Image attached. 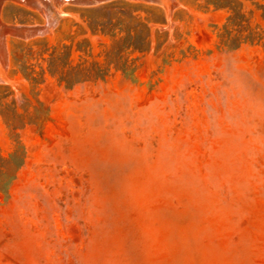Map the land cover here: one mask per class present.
<instances>
[{
	"label": "rangeland",
	"instance_id": "obj_1",
	"mask_svg": "<svg viewBox=\"0 0 264 264\" xmlns=\"http://www.w3.org/2000/svg\"><path fill=\"white\" fill-rule=\"evenodd\" d=\"M110 1L0 0V111L23 114H0V165L26 149L0 190V264H264V42L218 48L231 9L125 0L164 12L152 48L130 55L136 82L113 69L68 89L14 66L40 70L73 38L105 62L113 39L83 15L109 20L84 9ZM238 1L264 30V0ZM38 100L42 133L26 124Z\"/></svg>",
	"mask_w": 264,
	"mask_h": 264
},
{
	"label": "trees",
	"instance_id": "obj_2",
	"mask_svg": "<svg viewBox=\"0 0 264 264\" xmlns=\"http://www.w3.org/2000/svg\"><path fill=\"white\" fill-rule=\"evenodd\" d=\"M208 5L215 7H227L231 9V14L223 24L222 32L218 35L220 42L218 48L235 51L246 44L260 45L264 42V30L260 26L253 27L250 19L243 12L238 0H207ZM263 10L264 4L260 7ZM106 10L109 14V20L96 21L97 16L83 15L94 34L101 33L109 35L113 39V44L109 50L105 52V62L98 60L89 61L83 57L82 53L92 56L93 47L89 39L75 41L71 39L70 44L61 43L51 47V52L48 57H45L46 51L41 53V58L45 65H39L40 70L29 65L23 59L14 57V66L21 70L26 77L36 84L43 83L46 80V75L54 77L60 85L68 89H73L76 86L88 82L90 80H106L112 70L120 71L125 77L133 82L137 81V58H131L130 55L136 52H147L153 45V32L151 24L165 23L163 17L164 12L155 6L145 7L137 5L125 0H113L85 8V12L103 11ZM116 12V16H111L112 12ZM159 12V15H156ZM143 13L146 16H143ZM106 18V17H105ZM164 34L156 30V37L159 40ZM48 50V49H47ZM74 51L80 53L79 61L73 58ZM15 52L12 50V53ZM0 114L12 122L15 126V118L21 117L23 114L14 112V117H7L5 113L0 111ZM52 120L51 113L44 103L38 100V106L32 114V119L26 124L39 123L40 132L46 122ZM26 159L25 147L19 146L15 152L10 155V159L6 161V165H0V190L9 195V189L15 179L16 172L23 167ZM5 162V160H4ZM14 170L15 173L9 175L7 171ZM7 177V179H4Z\"/></svg>",
	"mask_w": 264,
	"mask_h": 264
}]
</instances>
